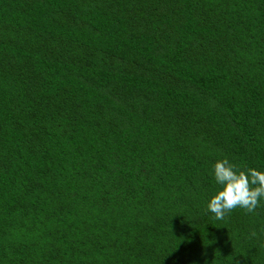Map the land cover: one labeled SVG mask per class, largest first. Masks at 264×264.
Returning <instances> with one entry per match:
<instances>
[{
    "label": "trees",
    "instance_id": "1",
    "mask_svg": "<svg viewBox=\"0 0 264 264\" xmlns=\"http://www.w3.org/2000/svg\"><path fill=\"white\" fill-rule=\"evenodd\" d=\"M222 158L264 170V0H0V264H264Z\"/></svg>",
    "mask_w": 264,
    "mask_h": 264
},
{
    "label": "clouds",
    "instance_id": "2",
    "mask_svg": "<svg viewBox=\"0 0 264 264\" xmlns=\"http://www.w3.org/2000/svg\"><path fill=\"white\" fill-rule=\"evenodd\" d=\"M213 173L220 187L207 207L215 218L223 219L236 208L255 212L261 198H264V170L238 169L227 158H222L215 162Z\"/></svg>",
    "mask_w": 264,
    "mask_h": 264
}]
</instances>
